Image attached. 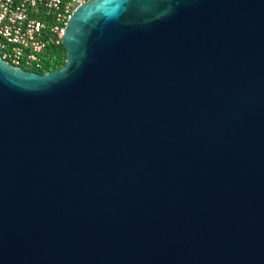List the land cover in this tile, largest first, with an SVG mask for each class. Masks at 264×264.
I'll return each instance as SVG.
<instances>
[{
	"label": "water",
	"instance_id": "water-1",
	"mask_svg": "<svg viewBox=\"0 0 264 264\" xmlns=\"http://www.w3.org/2000/svg\"><path fill=\"white\" fill-rule=\"evenodd\" d=\"M62 43L0 56V264H264V0H86Z\"/></svg>",
	"mask_w": 264,
	"mask_h": 264
},
{
	"label": "built area",
	"instance_id": "built-area-1",
	"mask_svg": "<svg viewBox=\"0 0 264 264\" xmlns=\"http://www.w3.org/2000/svg\"><path fill=\"white\" fill-rule=\"evenodd\" d=\"M86 0H0V56L26 71L44 69L66 24ZM41 72V73H46Z\"/></svg>",
	"mask_w": 264,
	"mask_h": 264
},
{
	"label": "trees",
	"instance_id": "trees-1",
	"mask_svg": "<svg viewBox=\"0 0 264 264\" xmlns=\"http://www.w3.org/2000/svg\"><path fill=\"white\" fill-rule=\"evenodd\" d=\"M52 55L45 59V67L41 72L51 71L61 68L66 63L67 51L63 44L59 48L51 50Z\"/></svg>",
	"mask_w": 264,
	"mask_h": 264
}]
</instances>
